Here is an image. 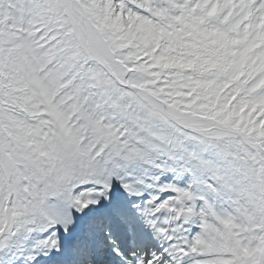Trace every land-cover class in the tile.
Instances as JSON below:
<instances>
[{
	"label": "snow or ice",
	"instance_id": "1",
	"mask_svg": "<svg viewBox=\"0 0 264 264\" xmlns=\"http://www.w3.org/2000/svg\"><path fill=\"white\" fill-rule=\"evenodd\" d=\"M0 264H264V0H0Z\"/></svg>",
	"mask_w": 264,
	"mask_h": 264
}]
</instances>
